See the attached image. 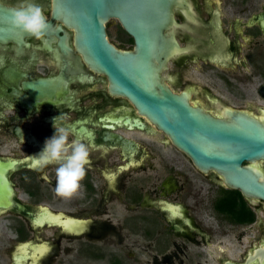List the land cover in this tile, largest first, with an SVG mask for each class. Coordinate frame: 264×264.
Listing matches in <instances>:
<instances>
[{
  "label": "flooded vegetation",
  "instance_id": "obj_1",
  "mask_svg": "<svg viewBox=\"0 0 264 264\" xmlns=\"http://www.w3.org/2000/svg\"><path fill=\"white\" fill-rule=\"evenodd\" d=\"M26 2L42 6L51 30L43 40L25 34L0 41V264H68L61 255L69 248L70 264H82L77 260L88 258L94 244L115 239L136 254L135 264H264V255L252 259L264 245V222H233L217 210L230 188L216 173L199 170L128 98L111 91L107 75L78 50L75 28L53 19L54 0H0V6ZM181 2L176 38L186 50L169 61L167 84L212 114L230 107L264 119V0ZM106 30L116 47L134 49L118 19H109ZM190 72L214 80L235 103L222 101L209 85H190ZM61 113L68 119L58 124L70 129V139L91 149L82 189L72 199L56 194L57 165L38 167L32 157L54 135ZM60 202L73 206L69 213L83 227L68 232L54 224L60 231L47 237L42 233L49 224L40 218L46 204ZM260 203L247 199L255 210ZM238 226L244 227L239 233ZM64 232L77 238L74 245ZM44 244L34 258L35 246ZM25 251L27 258L17 263Z\"/></svg>",
  "mask_w": 264,
  "mask_h": 264
},
{
  "label": "water",
  "instance_id": "obj_2",
  "mask_svg": "<svg viewBox=\"0 0 264 264\" xmlns=\"http://www.w3.org/2000/svg\"><path fill=\"white\" fill-rule=\"evenodd\" d=\"M180 5L181 0H54L52 16L75 28L78 50L107 75L114 94L128 98L199 170L216 173L227 188L264 207V119L230 107L217 114L195 107L189 94L174 92L163 75L169 61L186 50L176 38V29L182 27L175 17ZM12 10L0 6V41L27 34L9 23ZM111 18L133 36V50L119 49L110 41L106 23ZM52 212L44 210L40 218L49 224L42 233L47 237L60 231L54 224L68 232L83 227L72 215ZM64 233L61 236H73ZM46 249L45 244L35 246L32 256ZM263 255L264 245L252 259ZM27 256L25 251L17 263Z\"/></svg>",
  "mask_w": 264,
  "mask_h": 264
},
{
  "label": "clouds",
  "instance_id": "obj_3",
  "mask_svg": "<svg viewBox=\"0 0 264 264\" xmlns=\"http://www.w3.org/2000/svg\"><path fill=\"white\" fill-rule=\"evenodd\" d=\"M9 23L37 40H43L50 27L42 6L29 2L12 10ZM64 119L68 117L62 113L55 118L54 135L45 141L44 149L32 157L38 167L57 165L56 194L64 199H72L82 189L87 166L91 162V149L78 138L70 139V129L58 124V121Z\"/></svg>",
  "mask_w": 264,
  "mask_h": 264
},
{
  "label": "rangeland",
  "instance_id": "obj_4",
  "mask_svg": "<svg viewBox=\"0 0 264 264\" xmlns=\"http://www.w3.org/2000/svg\"><path fill=\"white\" fill-rule=\"evenodd\" d=\"M190 76H191V81H192L190 85H199V86L209 85L212 88L214 95L221 97L220 99H222V101L228 102L231 104L235 103L234 99L226 95L223 96V93L221 94L222 91L219 89V84L216 83L214 80H211V79L209 80L208 78L203 77L195 72L194 73L190 72ZM254 111L255 113H257V110H254ZM158 134L161 135L160 132H158ZM205 185L208 186L206 183ZM212 199H213L212 192H210V195H207V203H210V206H209L210 208L208 211H210L211 214H214V210L212 209V206H211ZM260 206L261 208L256 209L257 219H260V221L264 222L263 203H261ZM72 207H73L72 205H67L66 202L53 203V204L49 203V204H46L45 206V208H48L53 212H58V213L63 212L64 214H69V215H71L69 212L73 210ZM114 223L120 225V221L117 219H115ZM253 226H254L253 232L257 234L256 224H254ZM235 229H236L235 232L239 233V231H242L244 227L238 226V227H235ZM63 237L69 239V242L67 243L69 246L74 245L75 244L74 241L77 239L74 236H63ZM125 239L129 241H133L134 236L131 235L130 233H127ZM115 241H116L115 244H111V243L94 244L95 245L94 247H96V249L92 250L93 252L89 254V257L85 258L84 256V259H81V260L78 259L77 261L79 262L81 261L82 264H112V263H115V261H117L118 257H120L122 259L121 261L123 262V264H135L136 254L128 253L126 250H122V248L120 247V244L117 242V239H115ZM228 241L231 244L232 242L233 243L235 242L234 239H230ZM255 244H258V243H255ZM73 255H74V251L71 248H69L67 254L61 255L62 256L61 261H65L68 264H70V262L73 261L74 259ZM102 256H104V258ZM51 261L54 262V257L52 258Z\"/></svg>",
  "mask_w": 264,
  "mask_h": 264
},
{
  "label": "trees",
  "instance_id": "obj_5",
  "mask_svg": "<svg viewBox=\"0 0 264 264\" xmlns=\"http://www.w3.org/2000/svg\"><path fill=\"white\" fill-rule=\"evenodd\" d=\"M228 195L221 196L215 204L218 211L227 213L233 222L253 223L257 219V213L254 208L247 204V199L239 190L227 189ZM235 199L236 204H231Z\"/></svg>",
  "mask_w": 264,
  "mask_h": 264
},
{
  "label": "bare ground",
  "instance_id": "obj_6",
  "mask_svg": "<svg viewBox=\"0 0 264 264\" xmlns=\"http://www.w3.org/2000/svg\"><path fill=\"white\" fill-rule=\"evenodd\" d=\"M45 210L49 211L48 208H45Z\"/></svg>",
  "mask_w": 264,
  "mask_h": 264
}]
</instances>
